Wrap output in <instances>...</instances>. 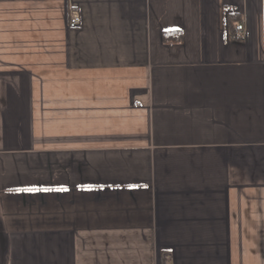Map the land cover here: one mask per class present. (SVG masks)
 Returning <instances> with one entry per match:
<instances>
[{
    "label": "crops",
    "instance_id": "crops-1",
    "mask_svg": "<svg viewBox=\"0 0 264 264\" xmlns=\"http://www.w3.org/2000/svg\"><path fill=\"white\" fill-rule=\"evenodd\" d=\"M0 264H264V0H0Z\"/></svg>",
    "mask_w": 264,
    "mask_h": 264
},
{
    "label": "built area",
    "instance_id": "built-area-1",
    "mask_svg": "<svg viewBox=\"0 0 264 264\" xmlns=\"http://www.w3.org/2000/svg\"><path fill=\"white\" fill-rule=\"evenodd\" d=\"M79 23H80L79 15L77 13H72L69 18L68 27L71 29L76 28L78 27ZM242 30H243L242 25L235 26V31L238 35L242 32Z\"/></svg>",
    "mask_w": 264,
    "mask_h": 264
}]
</instances>
